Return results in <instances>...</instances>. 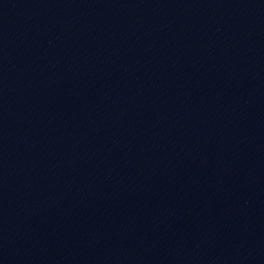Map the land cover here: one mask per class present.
Segmentation results:
<instances>
[{"label":"water","instance_id":"obj_1","mask_svg":"<svg viewBox=\"0 0 264 264\" xmlns=\"http://www.w3.org/2000/svg\"><path fill=\"white\" fill-rule=\"evenodd\" d=\"M0 264H264L195 0H0Z\"/></svg>","mask_w":264,"mask_h":264}]
</instances>
